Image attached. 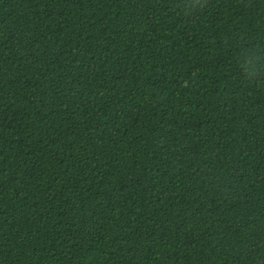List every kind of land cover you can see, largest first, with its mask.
I'll return each mask as SVG.
<instances>
[{
	"label": "trees",
	"instance_id": "16d2710c",
	"mask_svg": "<svg viewBox=\"0 0 264 264\" xmlns=\"http://www.w3.org/2000/svg\"><path fill=\"white\" fill-rule=\"evenodd\" d=\"M0 264H264V0H0Z\"/></svg>",
	"mask_w": 264,
	"mask_h": 264
}]
</instances>
